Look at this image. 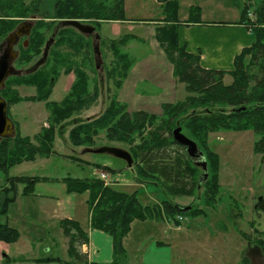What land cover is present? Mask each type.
Here are the masks:
<instances>
[{
	"label": "trees",
	"instance_id": "trees-1",
	"mask_svg": "<svg viewBox=\"0 0 264 264\" xmlns=\"http://www.w3.org/2000/svg\"><path fill=\"white\" fill-rule=\"evenodd\" d=\"M161 5L162 19L155 28L154 40L163 52L166 60L173 68V76L177 83L184 86L187 97L184 101L162 106L160 116H154L142 111L128 113L126 106L112 99L109 106L97 118L77 123L70 132L71 143L74 146L92 145L93 137L100 131L105 132L108 141L125 143L130 147L132 169L135 170L137 181L157 179L164 191L171 196H191L204 185L203 193L206 205H213L218 194L217 176L213 175L211 185L206 181L199 183L198 168L185 154V149L173 141L172 131L179 127L181 133L194 142L203 153L207 166L216 171L218 160L208 151L209 134L220 131L246 132L252 131L260 139L255 145V151L264 154V0L255 9V22L250 24L247 19L248 7H243L239 24L243 25L254 37V43L243 49L234 58V69L228 73L223 71L204 70L200 67L199 54L187 52L186 44H181L178 27L182 25L178 19V0H156ZM124 0H112L109 6L94 3L93 0H34L27 8H20L22 15L26 10L41 14L42 19L92 21L94 26L103 22H125L123 8ZM24 9V10H22ZM19 11V0L0 1V38H5L14 30L8 14ZM48 12V13H47ZM26 14L23 15V17ZM22 17V16H21ZM22 17V18H23ZM186 25L202 24L200 9L190 7ZM42 21L38 23V27ZM37 27L31 30L28 47L22 48L17 61L21 66L28 65L32 58L41 54L43 36ZM134 36L124 35L109 42V48L116 59V64L107 71V80H113V86L118 91L127 78L132 65L129 56L121 50ZM84 49L90 50V43L81 37L80 33L71 27L57 31L53 45L44 67L35 73L20 77H10L1 91V98L9 107L21 101L13 86L32 87L35 96L28 98L30 102H45L51 95L60 71L65 75L73 74L74 82L68 94L60 104L47 103L50 110L51 130L44 132L36 141L40 147H34L27 138L17 135L14 139L6 138L0 141V242L14 244L19 233L7 224L8 211L16 198L29 196L34 192L35 185L44 181L38 177H10L9 171L24 162H33L36 156L47 157L51 153L55 126L68 122L83 109L94 103L97 98L88 96V78L82 68L74 63ZM73 59V60H72ZM229 75L232 83L223 84V78ZM115 95L112 96V98ZM11 120V119H10ZM135 142H137L135 144ZM206 152H205V151ZM98 169L114 172L108 168L97 166ZM208 172V169H207ZM208 175V174H207ZM66 194H88L89 226L107 234L112 239L114 257L109 264H127V256L123 248V240L130 233L134 222L169 220L176 216H202L201 210L190 208L187 212L167 200L154 207L142 206L132 194L118 192L104 187L100 180L63 179ZM178 226V223H176ZM62 233L69 238L67 256L70 261L39 260L37 262L55 261L60 264H89L80 256L77 247L88 242L87 235L74 222H60ZM264 255V249H262Z\"/></svg>",
	"mask_w": 264,
	"mask_h": 264
},
{
	"label": "rangeland",
	"instance_id": "rangeland-1",
	"mask_svg": "<svg viewBox=\"0 0 264 264\" xmlns=\"http://www.w3.org/2000/svg\"><path fill=\"white\" fill-rule=\"evenodd\" d=\"M33 1L19 0L18 14H20V8L25 9L29 7ZM93 1L94 3L109 6L112 0ZM259 3V0H178L180 17H188L190 7H198L200 9V19L203 28L189 29L185 34L189 36L191 41L190 47L197 46L204 49L207 55V62L204 65L212 66V59L217 58L220 61L218 65L221 71L228 73L234 69L232 55L236 54L238 45L246 48L254 42L253 35L247 32L246 29H235V26L239 25V23L235 24L234 22L238 21L243 7H248L247 17L250 24L255 22L254 11ZM159 5L156 0H124L125 19L134 26L130 24L123 25L121 27L122 32L116 39L117 30L113 24L111 27L108 23H100L98 26H94L95 24L92 21H79L82 25L94 27L95 33L100 37L98 42L100 52L98 69L95 68L93 54L94 39L91 36L88 37L80 33L81 37L90 43V50L84 49L78 57L74 58V60L72 59L74 63L82 68L88 78V96H95L93 91L96 87L97 98L88 109H83L78 114H73L74 117L69 123L64 121L55 126V129H53L54 136L51 153L47 157L36 156L33 162L53 156L49 161L37 166L29 165L33 162H24L26 164L22 166H14L9 171V176L16 177V175L27 171L29 167L33 173L38 175L49 173L50 175H63L66 178L68 176L77 177L79 180L92 179L94 174L97 177L104 173L107 175V180L103 183V186L107 184L109 185L108 187L127 194L136 192V197L142 206H158L165 199L181 208L189 207L193 210H201L203 212L202 216H176L169 221L174 225L178 223V226L181 224L186 227L189 226L190 230L188 233L191 234V239L195 238V230L196 226H198L199 232L205 233L202 237L203 239H206L209 234H215L217 239L230 242L235 247L237 246L239 264H264V255L262 254V249H264V154L256 152L254 149L260 139L254 132L220 131L209 134L208 151L215 155L218 160L216 171L210 167V164L207 166L208 186L211 185L213 175L217 176L218 186V194L215 197L214 204L210 206L206 205L203 198V193L207 189L204 185L191 196H171L164 191L161 182L157 179L138 182L135 170L128 168L124 161L105 153H89L88 150L96 151L107 147L122 150L129 154L130 147L127 144L108 141L105 138L104 131H100L96 137H93L91 146L87 144L74 146L71 143L70 132L77 123L97 118L109 106L112 99H115L120 104H124L122 102L124 98L118 97L119 90L117 91L113 86V80L106 79L107 71L116 64V59L109 48V42L121 38L126 33L141 38V35L146 33L145 31L147 30L142 31L141 27H138L137 24L142 21H157L159 17L162 19L161 5ZM44 12L45 10L41 14H33L30 13V10H26L20 16H16L14 13L8 14L11 17L8 20L15 25L14 30L23 22L27 20L29 22L31 16L35 15V20L30 21L32 22V29L34 27L39 28L38 32L43 36V46L40 56L32 58L28 65L21 66L17 61L20 57L19 52L23 47V42H27V46L24 49L28 47L27 39L29 36L21 39L14 47V51L17 53V60L13 67L16 70L22 71L21 76L28 75V71L35 68L42 58L45 45L54 34L61 28L68 27L64 26L61 22L42 19ZM24 14L26 16L23 17ZM40 21H42L44 26L40 25L38 27ZM206 25L221 27L204 28ZM226 26H234L235 28H227ZM137 37L134 38V41L129 42L127 48L123 47L121 49L129 56L131 63L138 61L143 54L151 53L153 50L146 40L145 45H142L143 42L141 43V39ZM5 38H0V48L4 47ZM193 52L199 53L195 50ZM44 65L41 67H44ZM36 71H32V73ZM74 78L75 76L72 73L65 75L63 71H60L51 95L45 102L26 101V99L35 96L34 88L13 86L21 101L10 106L8 110L9 117L14 124V128H16L18 137L27 138L32 146L40 147V143L35 140L36 137L38 138L44 132L50 131L52 129L51 126H54L47 103L60 104L68 94ZM231 83L232 78L229 75H225L223 84L229 86ZM143 85L145 84L141 86L147 88ZM113 95L115 97L112 98ZM176 97L175 103L182 102L187 97L183 85L177 88ZM16 132L11 139L15 138ZM60 158L72 159L76 163L63 161ZM97 166L112 170L115 172V176L103 169H98ZM197 175L199 178L203 175L201 169L198 170ZM2 178L3 176L0 173V182ZM134 230L136 232V227H134ZM198 238L202 239L201 237ZM67 239L69 242V238ZM78 252L83 260L87 262L86 255L80 250Z\"/></svg>",
	"mask_w": 264,
	"mask_h": 264
},
{
	"label": "crops",
	"instance_id": "crops-1",
	"mask_svg": "<svg viewBox=\"0 0 264 264\" xmlns=\"http://www.w3.org/2000/svg\"><path fill=\"white\" fill-rule=\"evenodd\" d=\"M187 18L180 17L179 7L178 19L182 24L178 27L180 43L186 44L188 53L199 54L202 69L221 71L218 65L219 59H212V66L204 65L207 62L204 49L197 46L190 47L191 41L185 32L189 29L203 28V25L183 24ZM159 20L161 17L157 21H142L137 24L142 31H147L143 35L140 33L141 38L134 37L141 39L142 45H145L146 40L153 50L151 53L143 54L138 61L132 63L127 78L119 90L118 97L124 98L122 102L126 105L129 113L142 111L150 115L160 116L162 106L175 103L177 98V88L181 84L177 83L173 76L171 64L166 60L154 40L155 28L160 24L158 23ZM239 21L240 17L234 23L238 24ZM106 23L110 24V27L113 24L116 28L115 39L122 32L121 27L130 24L128 21ZM237 26H235L236 28L234 26L226 27L245 29L243 25ZM205 27L221 26L206 25ZM125 35H130V33ZM128 46L129 44L126 48ZM243 49L245 48L242 45H238L236 54L232 55V63ZM194 50L199 53H194ZM142 84H145L143 86L147 88L142 87ZM88 151L92 153V150ZM52 157L41 159L29 165L37 166L49 161ZM60 159L76 163L72 159ZM24 164L26 163L19 166ZM21 176L39 177L44 181L35 185L32 195H19L9 208L7 224L10 228L15 229L20 237L14 244L0 242V264H60L55 261L37 262L53 259L62 262L70 261L67 256L68 239L63 235L60 227V222L64 220L78 224L83 232L88 235V243L77 247V249L86 255L89 264H109L112 262L114 257L112 239L103 232L92 230L89 226V210L86 203L88 194H66L63 183L66 176L63 175H50L49 173L38 175L33 173L29 167L27 171L16 175V177ZM70 178L78 179L77 177ZM93 178H96V174L93 175ZM134 227H136V232ZM189 230V226L186 227L183 224L176 226L170 223L169 219L167 221L166 218L162 221L132 223L130 233L123 240L127 264H239L237 246L217 239L215 234H209L206 239H203L205 233H200L198 226H196L195 238L191 239Z\"/></svg>",
	"mask_w": 264,
	"mask_h": 264
},
{
	"label": "water",
	"instance_id": "water-1",
	"mask_svg": "<svg viewBox=\"0 0 264 264\" xmlns=\"http://www.w3.org/2000/svg\"><path fill=\"white\" fill-rule=\"evenodd\" d=\"M35 20V18L30 19V21ZM23 22L20 24L13 32L8 34L4 41V51L0 55V94L1 91L5 87V82L9 77L21 76V72L17 71L13 64L17 59V53L13 51V47L20 41V39L24 37H28L30 31L32 29V22ZM64 26H68L74 28L82 35L92 36L94 35V44H93V54L95 61V68H99L100 62V52L98 48L99 36L95 34L94 28L90 26H85L80 24L78 21H64L62 22ZM52 40H49L44 47L42 58L36 64L33 71H36L40 66H42L48 55L49 48L52 44ZM24 47L27 46V42H24ZM15 135L14 124L7 116V104L1 98L0 95V141L6 138H13ZM173 141L179 146L185 149V154L190 159V161L197 167L200 168L203 172L202 177L199 179V183L207 180V164L204 160L203 153L197 148L196 144L186 138L182 133L179 127L175 128L172 131ZM105 153L111 156H114L117 159L124 161L127 164V167L130 168L132 166V158L131 156L122 150L114 149V148H102L96 151H92V153ZM190 208L182 209V211L187 212Z\"/></svg>",
	"mask_w": 264,
	"mask_h": 264
},
{
	"label": "flooded vegetation",
	"instance_id": "flooded-vegetation-1",
	"mask_svg": "<svg viewBox=\"0 0 264 264\" xmlns=\"http://www.w3.org/2000/svg\"><path fill=\"white\" fill-rule=\"evenodd\" d=\"M32 18H36V16H35V15H32L30 19H32ZM25 21H26V20H25ZM27 21H28V20H27ZM49 21H55V20L49 19ZM61 21H62V20H58V21H55V22H61ZM31 30H32V29H31ZM55 35H56V33L54 34V36H53L52 39H51V40L53 41L51 45H53V43H54ZM92 37H93V35H92ZM20 41H21V39H20ZM20 41H19V42H20ZM19 42H18V43H19ZM18 43H17V44H18ZM15 46H16V45H15ZM15 46H14V47H15ZM4 47H5V46H4ZM4 47H3V48H0V55L3 53V51H4ZM14 47H13V51H14ZM14 52H16V51H14ZM32 71H33V70H30V71H28V72L30 73V72H32ZM29 73H28V74H29Z\"/></svg>",
	"mask_w": 264,
	"mask_h": 264
},
{
	"label": "built area",
	"instance_id": "built-area-1",
	"mask_svg": "<svg viewBox=\"0 0 264 264\" xmlns=\"http://www.w3.org/2000/svg\"><path fill=\"white\" fill-rule=\"evenodd\" d=\"M100 179L103 180L104 182H106L107 180V175H105L104 173L103 174H100Z\"/></svg>",
	"mask_w": 264,
	"mask_h": 264
}]
</instances>
